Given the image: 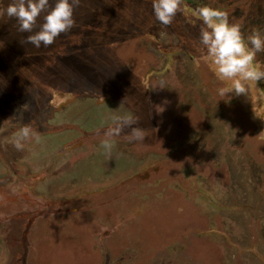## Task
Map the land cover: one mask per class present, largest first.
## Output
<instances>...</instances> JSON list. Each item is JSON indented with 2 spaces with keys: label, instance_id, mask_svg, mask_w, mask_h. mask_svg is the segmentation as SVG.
<instances>
[{
  "label": "rangeland",
  "instance_id": "1",
  "mask_svg": "<svg viewBox=\"0 0 264 264\" xmlns=\"http://www.w3.org/2000/svg\"><path fill=\"white\" fill-rule=\"evenodd\" d=\"M190 1L223 10L245 36L264 32V0ZM9 3L0 0V264L22 262L26 214L41 209L28 264H264V117L254 112L264 116V95L251 107L245 95L218 101L225 84L200 51L194 11L183 4L165 26L152 0H79L74 26L36 48L26 38L47 12L24 33L3 14ZM115 114L133 115L145 139L130 143L125 129L105 147ZM24 126L38 137L17 150Z\"/></svg>",
  "mask_w": 264,
  "mask_h": 264
},
{
  "label": "clouds",
  "instance_id": "2",
  "mask_svg": "<svg viewBox=\"0 0 264 264\" xmlns=\"http://www.w3.org/2000/svg\"><path fill=\"white\" fill-rule=\"evenodd\" d=\"M79 0H55L49 8V0H11L3 14L19 22V30L32 33L42 13L44 22L39 31L28 35L26 43L40 48L48 47L56 38L68 32L75 24L74 7ZM184 0H152L155 18L162 25H170L177 13L182 11ZM193 15L202 24L199 34L200 51L205 55L216 78L225 84L217 90L220 100L230 103L235 96L248 95L252 82L264 80V67L256 63L257 53L264 52V32L254 31L245 36L238 25L229 21L227 14L216 7H198ZM137 119L131 114H115L110 117L108 127L102 129L106 140L105 147H111L109 141L119 137L125 129H131L128 141L141 142L145 139L143 129L136 127ZM38 137L30 126L20 129L14 139V147L23 150L25 143Z\"/></svg>",
  "mask_w": 264,
  "mask_h": 264
},
{
  "label": "trees",
  "instance_id": "3",
  "mask_svg": "<svg viewBox=\"0 0 264 264\" xmlns=\"http://www.w3.org/2000/svg\"><path fill=\"white\" fill-rule=\"evenodd\" d=\"M192 4V2L190 1V0H184V11H186V13H187V17H189V14L188 13H192V11H194L192 8H195L194 6H192L191 4ZM196 10V9H195ZM192 15V14H191ZM194 16V15H193ZM195 17V16H194ZM210 66V65H209ZM259 66L261 67V65H260V63H259ZM211 67V66H210ZM212 69V68H211ZM258 83V85L260 86V88H259V91L258 90H256V91H249V94L248 95H245L246 97H245V99H243V101L245 102V104H247V107L249 106V107H251L250 106V103L251 104H256L257 103V101H258V99L259 98H257V97H260L261 96V98H263L262 97V95H264V80H260V81H258L257 82ZM261 90V91H260ZM249 101V103L247 102V101ZM262 104H264V99H263V101H260L259 102V105H262ZM254 112H255V114H256V118L258 119V120H262V118L264 117V116H261L260 115V113H259V111L257 110V108L254 110ZM260 116H261V118H260Z\"/></svg>",
  "mask_w": 264,
  "mask_h": 264
},
{
  "label": "flooded vegetation",
  "instance_id": "4",
  "mask_svg": "<svg viewBox=\"0 0 264 264\" xmlns=\"http://www.w3.org/2000/svg\"><path fill=\"white\" fill-rule=\"evenodd\" d=\"M30 193V192H29ZM28 194V193H27ZM27 194H26V197H27ZM24 195V194H23ZM30 196V195H29ZM35 200H37L36 198H35ZM40 202H42V201H40ZM66 208H64V207H61V211L63 210H65ZM44 211H45V209H41V210H39V211H37V213H35V214H33V212H32V210H30L29 212H28V214H26V215H28L30 218H29V221L25 224V226L23 227V229H22V241H23V239H24V234L27 232V237H28V241H29V234H31L32 233V231L33 230H35L37 227H39V225H37V226H35V224H34V221L36 220V218L38 217V216H40V214L43 212L44 213ZM40 228V227H39ZM23 247H24V243H23ZM24 252H25V249H24V251H23V254H24ZM29 253H30V241H29V243H28V257H29ZM28 257H27V264H28ZM21 260V259H20ZM18 264H22V262L21 263H18Z\"/></svg>",
  "mask_w": 264,
  "mask_h": 264
},
{
  "label": "water",
  "instance_id": "5",
  "mask_svg": "<svg viewBox=\"0 0 264 264\" xmlns=\"http://www.w3.org/2000/svg\"><path fill=\"white\" fill-rule=\"evenodd\" d=\"M27 232L24 234V239H23V243H24V249H25V252L22 256V264H27V257H28V237H27Z\"/></svg>",
  "mask_w": 264,
  "mask_h": 264
}]
</instances>
